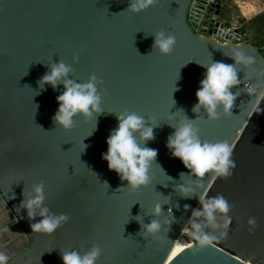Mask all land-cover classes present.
Listing matches in <instances>:
<instances>
[{"label": "water", "instance_id": "95a60500", "mask_svg": "<svg viewBox=\"0 0 264 264\" xmlns=\"http://www.w3.org/2000/svg\"><path fill=\"white\" fill-rule=\"evenodd\" d=\"M127 7L128 0H0V252L8 264H64L61 251L83 254L94 245L102 249L96 264H264V44H248L245 28L228 30L219 16L222 0H156L138 14L124 12ZM158 31L175 35L172 54L153 49ZM237 51L252 62L237 63ZM60 60L72 65L74 79L95 74L102 81L105 112L78 115L68 132L53 120L63 85H38L46 65ZM213 61L232 64L237 83L229 113L221 107L220 118L210 121L203 109L198 116L192 108L206 72L200 64ZM125 110L160 124L147 142L158 150L151 183L139 191L120 189L128 182L102 158L118 126L115 113ZM184 114L198 116L202 141L232 146L230 176L179 178L189 170L167 147L174 131L167 123ZM40 182L45 206L69 217L53 234L32 232L40 217L30 220L26 210H17ZM182 185L194 188L188 195L196 197L183 198ZM205 190L206 198H226L231 223L208 229L215 239L200 247L189 221ZM156 203L166 204L159 217L164 227L145 238L135 219L157 218L151 215ZM182 235L192 243L170 259Z\"/></svg>", "mask_w": 264, "mask_h": 264}, {"label": "clouds", "instance_id": "9594fccd", "mask_svg": "<svg viewBox=\"0 0 264 264\" xmlns=\"http://www.w3.org/2000/svg\"><path fill=\"white\" fill-rule=\"evenodd\" d=\"M155 3L156 0H128V7L124 12L138 14L148 10ZM152 36H154L153 49L165 56L173 53L177 44L174 34L158 31ZM235 60L237 63L244 64L252 62L250 58L239 51L235 53ZM78 61L79 56H74L73 62L77 63ZM200 65L206 69V72L196 92L198 102L193 106L192 112L199 116L201 109H203L207 118L210 121H215L220 118L219 109L221 107L223 114H228L233 106L235 96L231 88L237 83V73L232 64L221 61ZM46 66L48 71L38 81L39 88L43 90L46 85H50L56 90L60 85H63V91L57 96L59 107L53 117L57 127L68 132L74 127L75 118L78 115L91 117L97 113L105 112L102 106L103 96L99 88L102 81L95 74L90 75L87 81L80 82L73 78L74 68L71 64H66L60 60L59 63L53 62ZM103 95H107V92L105 91ZM178 111L184 113L183 109ZM115 114L118 119V126L112 130L107 138L108 149L106 153L102 154V158L108 162L109 169L119 175L121 181L128 182L127 186L120 189L139 191L151 183L149 173L152 164L157 163L158 150L148 147L147 142L155 139L154 129L160 124H154V117L141 115L135 111L125 110ZM171 116L175 118V114H171ZM197 118L189 119L184 114V119H176V122L172 124L167 123L169 127L174 129L168 136L167 147L171 155L180 159L184 167L189 170L187 173L181 172L179 178L185 175L204 178L208 173L214 174L213 178L230 176V169L235 167V163L231 159L232 146L227 141L215 143L202 141L199 135L200 129L196 124ZM85 146L87 147V145ZM105 183L107 184V182ZM196 186L204 188L202 183H197ZM44 189L43 182L35 184L31 196L27 200L23 199L17 210H26L30 220H34L37 216L40 217L38 221L31 223L32 232L53 234L59 226L67 222L69 217L67 214L52 213L45 206ZM179 191L184 194L183 198L196 197L188 195L195 191L192 187L182 185ZM198 202L200 206L192 209V218L189 221L190 235L200 247H205L211 245L215 239L213 232L208 231V229L227 228L231 223V217L227 215L230 211V204L223 195L206 198V190L204 194L198 197ZM164 205L166 204L156 203L153 206L151 215L157 218L151 219L149 223L135 219L141 225V231L138 234H142L145 238L158 236L164 227L159 219L164 212ZM178 207L177 204L176 208ZM185 207L190 206L185 205ZM167 211L175 219L173 210L168 208ZM201 217L202 220L195 219ZM220 220L223 223H220ZM165 223L169 222L166 220ZM249 224H255V218H251ZM170 230L171 227L168 228V231ZM179 250L177 248V251ZM101 253L100 246L94 245L83 254L79 250L61 251V257L64 264H96ZM8 260V255L0 252V264H8Z\"/></svg>", "mask_w": 264, "mask_h": 264}, {"label": "crops", "instance_id": "0c3cea01", "mask_svg": "<svg viewBox=\"0 0 264 264\" xmlns=\"http://www.w3.org/2000/svg\"><path fill=\"white\" fill-rule=\"evenodd\" d=\"M243 1L250 2L251 8L243 9L241 6H238L237 3L234 2V0H233L234 8L232 6L229 8L228 6L226 7L223 2V9H224L223 18H226L227 16H229V18H231V16L238 17L240 21L245 23L246 26L244 25V28L248 30L249 34L251 35L252 32H255V30H253V28L248 29L247 25L254 18L256 19L261 16L262 17L264 16V1L263 0H243ZM225 7H226V11H225Z\"/></svg>", "mask_w": 264, "mask_h": 264}, {"label": "rangeland", "instance_id": "374dc122", "mask_svg": "<svg viewBox=\"0 0 264 264\" xmlns=\"http://www.w3.org/2000/svg\"><path fill=\"white\" fill-rule=\"evenodd\" d=\"M264 1V0H263ZM224 2L225 6L227 7H233L234 8V2L237 3L238 6H241L243 9L245 8H251V3L243 0H222V3ZM225 7V11H226ZM264 17V16H263ZM262 16L259 18H254L251 20V22L247 25L248 29L253 28L255 32H252V34H249V37H247L246 42L248 44H251L253 46H259L262 43L261 41H264V18ZM263 18V19H262ZM226 19H230L229 16L226 17ZM246 26V25H245Z\"/></svg>", "mask_w": 264, "mask_h": 264}, {"label": "built area", "instance_id": "2783aa9c", "mask_svg": "<svg viewBox=\"0 0 264 264\" xmlns=\"http://www.w3.org/2000/svg\"><path fill=\"white\" fill-rule=\"evenodd\" d=\"M210 1H211V3H215L217 0H210ZM223 11H224V9H223V3H222V9H221L220 15H219L222 18H223ZM223 19L227 20L230 23V25L228 27L229 31L235 30L237 28H244L245 23L240 21L238 17L231 16L230 19H226V18H223ZM217 38H218L219 41H223V42L226 41L224 38H219V37H217Z\"/></svg>", "mask_w": 264, "mask_h": 264}, {"label": "bare ground", "instance_id": "6f19581e", "mask_svg": "<svg viewBox=\"0 0 264 264\" xmlns=\"http://www.w3.org/2000/svg\"><path fill=\"white\" fill-rule=\"evenodd\" d=\"M192 243V240L189 237H184L183 235L179 237L177 240L174 249L171 253L170 259L174 258L179 251H177V248L182 249L183 247L189 245ZM175 253V254H174Z\"/></svg>", "mask_w": 264, "mask_h": 264}, {"label": "trees", "instance_id": "16d2710c", "mask_svg": "<svg viewBox=\"0 0 264 264\" xmlns=\"http://www.w3.org/2000/svg\"><path fill=\"white\" fill-rule=\"evenodd\" d=\"M262 43L264 42V41H261Z\"/></svg>", "mask_w": 264, "mask_h": 264}]
</instances>
